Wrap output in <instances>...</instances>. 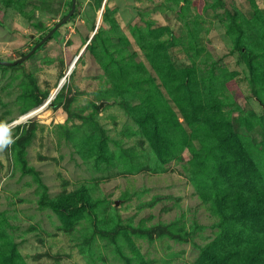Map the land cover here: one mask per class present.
<instances>
[{"label": "rangeland", "instance_id": "rangeland-1", "mask_svg": "<svg viewBox=\"0 0 264 264\" xmlns=\"http://www.w3.org/2000/svg\"><path fill=\"white\" fill-rule=\"evenodd\" d=\"M70 5L0 0V59L26 53ZM74 14L28 59L0 65L10 140L0 151V252L14 246L17 264H196L211 246L244 260L255 234L238 212L217 209L222 179L194 166L190 147L209 141L194 130L204 112L181 111L187 88L177 83L186 70L207 85L213 71L211 90L232 117L263 116L244 54L264 73V0H77ZM151 108H170L171 135L187 142L167 162L136 122ZM82 184L95 207L73 223L40 203Z\"/></svg>", "mask_w": 264, "mask_h": 264}, {"label": "trees", "instance_id": "trees-1", "mask_svg": "<svg viewBox=\"0 0 264 264\" xmlns=\"http://www.w3.org/2000/svg\"><path fill=\"white\" fill-rule=\"evenodd\" d=\"M239 41L240 39H237L236 44ZM244 55L250 75L251 91L258 100L262 101L264 109L262 94L264 73L254 64L256 56L252 55V52H245ZM170 73L171 66L167 69V74L170 75ZM190 74L191 72L185 70L182 80L177 83L178 87L187 88L186 94L184 93L180 99L179 108L184 112L190 107L194 114L204 112L202 122L195 124L194 130L207 133L209 139L207 142H200L199 147H190L193 159L196 160L194 166L209 178L212 177L210 179L212 184L222 179L221 183L214 185V187H224V190L216 195L217 209H232L238 212L237 219L240 223L255 234L247 240L253 245L250 246L252 251L245 256L244 260L238 261L232 252L220 254L216 247L204 246L200 248L196 264H264V244H259V238L256 237L258 233H264V140L259 141L252 135L256 126H263L264 115L257 116L253 111L248 110L242 111L241 116L232 117L231 111L225 110L222 104L223 99L211 90V84L214 81L213 71L210 72L211 77L207 85L203 80H189ZM200 82L203 83L204 90L211 93L208 97L205 93L202 95L199 88L195 87ZM191 86H194L196 91L193 92L190 89ZM182 117L188 121L186 114H182ZM136 122L141 135L146 138L154 156L160 161H169L172 158L171 154L179 146L187 143L185 139L178 140L171 135L174 116L170 108L166 114L160 113L156 108L148 109L136 119ZM260 132L264 134L263 127ZM104 145V141L100 142L99 156H102ZM23 166L25 167V163ZM213 174L217 177L213 178ZM40 200L43 206L49 207L63 222L67 223H73L78 214L86 209L93 211L95 207L85 184L80 185L71 196L53 197L45 192ZM161 228L159 226V230H162ZM0 256V264H17L14 246L7 247V251L0 252ZM127 264H131V261L129 260Z\"/></svg>", "mask_w": 264, "mask_h": 264}, {"label": "water", "instance_id": "water-1", "mask_svg": "<svg viewBox=\"0 0 264 264\" xmlns=\"http://www.w3.org/2000/svg\"><path fill=\"white\" fill-rule=\"evenodd\" d=\"M76 1L77 0H71V5L66 14L62 18H60L47 32L44 34L37 42H35L32 47L22 56L14 59V60H3L0 59V65L4 66H14L16 64H19L26 59H28L42 44H44L52 35L55 33L57 29H59L62 25H64L68 19L73 15L75 9H76ZM62 83V81L60 82ZM102 105V104H100ZM117 204V203H116Z\"/></svg>", "mask_w": 264, "mask_h": 264}, {"label": "clouds", "instance_id": "clouds-1", "mask_svg": "<svg viewBox=\"0 0 264 264\" xmlns=\"http://www.w3.org/2000/svg\"><path fill=\"white\" fill-rule=\"evenodd\" d=\"M0 127L4 128L3 124H0ZM10 144V140L5 138L4 136L0 138V151H3Z\"/></svg>", "mask_w": 264, "mask_h": 264}, {"label": "snow or ice", "instance_id": "snow-or-ice-1", "mask_svg": "<svg viewBox=\"0 0 264 264\" xmlns=\"http://www.w3.org/2000/svg\"><path fill=\"white\" fill-rule=\"evenodd\" d=\"M7 132V129L0 127V138H2Z\"/></svg>", "mask_w": 264, "mask_h": 264}]
</instances>
